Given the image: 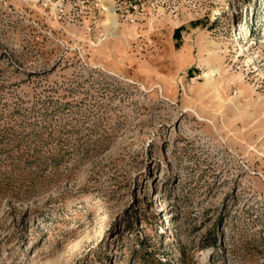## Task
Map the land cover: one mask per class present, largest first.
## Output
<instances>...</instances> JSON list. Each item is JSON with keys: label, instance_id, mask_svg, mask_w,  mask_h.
Returning <instances> with one entry per match:
<instances>
[{"label": "rangeland", "instance_id": "obj_1", "mask_svg": "<svg viewBox=\"0 0 264 264\" xmlns=\"http://www.w3.org/2000/svg\"><path fill=\"white\" fill-rule=\"evenodd\" d=\"M0 264H264V0H0Z\"/></svg>", "mask_w": 264, "mask_h": 264}, {"label": "trees", "instance_id": "obj_2", "mask_svg": "<svg viewBox=\"0 0 264 264\" xmlns=\"http://www.w3.org/2000/svg\"><path fill=\"white\" fill-rule=\"evenodd\" d=\"M178 33H179V28H176V29L174 30L173 35H174L175 37H178Z\"/></svg>", "mask_w": 264, "mask_h": 264}, {"label": "bare ground", "instance_id": "obj_3", "mask_svg": "<svg viewBox=\"0 0 264 264\" xmlns=\"http://www.w3.org/2000/svg\"><path fill=\"white\" fill-rule=\"evenodd\" d=\"M240 37H241V34H238V37L235 39V41H238V43H239L240 42V40H239ZM240 48H241V45H240Z\"/></svg>", "mask_w": 264, "mask_h": 264}]
</instances>
